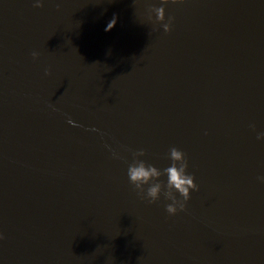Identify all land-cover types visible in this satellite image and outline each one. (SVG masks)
Instances as JSON below:
<instances>
[{
	"label": "water",
	"instance_id": "obj_1",
	"mask_svg": "<svg viewBox=\"0 0 264 264\" xmlns=\"http://www.w3.org/2000/svg\"><path fill=\"white\" fill-rule=\"evenodd\" d=\"M260 132L264 0H0V264H264ZM172 147L176 216L127 177Z\"/></svg>",
	"mask_w": 264,
	"mask_h": 264
},
{
	"label": "clouds",
	"instance_id": "obj_2",
	"mask_svg": "<svg viewBox=\"0 0 264 264\" xmlns=\"http://www.w3.org/2000/svg\"><path fill=\"white\" fill-rule=\"evenodd\" d=\"M188 0H159L161 5L185 4ZM33 6L42 8L44 0H33ZM146 19L153 24H160L165 33L172 30L174 22L173 17H169L166 21V12L163 6L149 7L147 10ZM117 24L115 14L112 19L107 22L105 31H112ZM33 60L38 59L39 54L32 53ZM49 74L46 72V75ZM72 123V121H69ZM255 129V126H251ZM257 140L264 142V132L257 134ZM114 158H120L116 153H113ZM146 152L141 149L132 152L131 162L127 165V177L129 183L133 186L137 195L150 204H156L163 196L168 203L165 204V211L169 216H176L187 210V204L191 199L193 192H198V186L195 183V177L188 172L189 164L185 153L176 147H172L168 151V159L170 165L162 170L156 166L147 163L143 157ZM166 177V180L163 178ZM260 183L264 184V176L258 177ZM3 234L0 233V240Z\"/></svg>",
	"mask_w": 264,
	"mask_h": 264
}]
</instances>
